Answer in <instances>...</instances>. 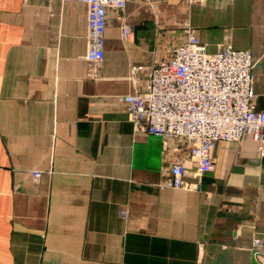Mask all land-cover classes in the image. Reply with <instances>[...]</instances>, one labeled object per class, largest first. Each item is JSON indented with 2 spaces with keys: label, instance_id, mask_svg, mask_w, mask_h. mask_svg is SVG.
I'll list each match as a JSON object with an SVG mask.
<instances>
[{
  "label": "crops",
  "instance_id": "crops-1",
  "mask_svg": "<svg viewBox=\"0 0 264 264\" xmlns=\"http://www.w3.org/2000/svg\"><path fill=\"white\" fill-rule=\"evenodd\" d=\"M153 4L111 13L93 74L85 4L0 0V264H264V155L252 136L217 144L198 191L164 190L162 138L135 132L118 103L134 92L131 68L191 27L211 55L226 37L252 53L264 111V0Z\"/></svg>",
  "mask_w": 264,
  "mask_h": 264
},
{
  "label": "built area",
  "instance_id": "built-area-1",
  "mask_svg": "<svg viewBox=\"0 0 264 264\" xmlns=\"http://www.w3.org/2000/svg\"><path fill=\"white\" fill-rule=\"evenodd\" d=\"M51 1L87 6L86 60L95 74L105 59L111 13L122 12L139 0ZM142 1L155 8L154 0ZM123 30L128 37L132 29L125 25ZM186 31V38L170 45L154 64L133 66L130 79L134 92L118 98L135 132L162 138L167 166L159 187L164 190L198 191L203 176L214 171L213 154L220 142L239 143L249 135L264 155V111L255 110L252 53L235 50L226 37L221 51L211 55L191 27ZM142 74L148 79L143 90ZM187 163L193 164L194 171ZM34 176L38 178L40 173ZM189 176L196 178L197 184H189ZM254 243L258 247L263 241Z\"/></svg>",
  "mask_w": 264,
  "mask_h": 264
},
{
  "label": "rangeland",
  "instance_id": "rangeland-1",
  "mask_svg": "<svg viewBox=\"0 0 264 264\" xmlns=\"http://www.w3.org/2000/svg\"><path fill=\"white\" fill-rule=\"evenodd\" d=\"M209 53V52H208ZM210 54V53H209Z\"/></svg>",
  "mask_w": 264,
  "mask_h": 264
}]
</instances>
